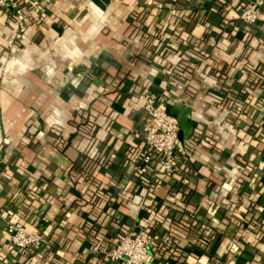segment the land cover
I'll return each instance as SVG.
<instances>
[{
  "label": "crops",
  "instance_id": "1",
  "mask_svg": "<svg viewBox=\"0 0 264 264\" xmlns=\"http://www.w3.org/2000/svg\"><path fill=\"white\" fill-rule=\"evenodd\" d=\"M244 1L48 0L11 46L0 9V264H110L146 225L167 248L146 264H264V16L243 23ZM146 90L183 130V167L150 191ZM9 221L48 245L15 252Z\"/></svg>",
  "mask_w": 264,
  "mask_h": 264
},
{
  "label": "built area",
  "instance_id": "2",
  "mask_svg": "<svg viewBox=\"0 0 264 264\" xmlns=\"http://www.w3.org/2000/svg\"><path fill=\"white\" fill-rule=\"evenodd\" d=\"M48 0H0V9L11 12L15 24L14 37L8 41L11 46L23 33L25 23L33 12L41 11ZM264 0H250L241 4L238 18L246 25H255L261 19ZM163 92L146 90L145 118L142 123V148L133 163V171L140 181L147 180V190H151L158 180L151 175L154 169L164 177L170 176L183 167L184 156L179 148L178 119L169 114L163 106ZM163 177V178H164ZM145 185V184H144ZM146 186V185H145ZM148 191V192H149ZM9 244L15 252L22 254L32 247L41 248L48 245V240L38 231H29L20 221H9L6 225ZM153 246L152 231L147 226L125 229L111 248L104 251L110 264H146ZM238 250L236 244L232 247ZM99 251V250H97Z\"/></svg>",
  "mask_w": 264,
  "mask_h": 264
},
{
  "label": "trees",
  "instance_id": "3",
  "mask_svg": "<svg viewBox=\"0 0 264 264\" xmlns=\"http://www.w3.org/2000/svg\"><path fill=\"white\" fill-rule=\"evenodd\" d=\"M93 1H95L96 3H98V4H101V2H99V0H93ZM248 1H250V0H246V1H244V2H242L241 4H243V3H246V2H248ZM240 4V5H241ZM10 14L12 15V13L10 12ZM262 16H264V7L262 8V10H261V18H262ZM141 183H143V184H145L146 185V187H148V181L147 180H143V181H141ZM194 217L196 218V214H194ZM193 221V220H192ZM202 222H203V224L204 225H207V224H209V223H207V220H202ZM207 223V224H206ZM188 225H189V229H190V231H189V234H188V237L190 236L191 238V241L193 242V243H195L196 244V246H199V247H207L208 246V242L210 241L211 242V240H212V234H214L213 232L211 233V231H209V230H206L205 228H203V229H201L200 228V224H196V222H191V221H189L188 222ZM147 227H148V225H146ZM195 227V228H191V227ZM148 228H150L151 229V227L149 226ZM167 240H170V238L168 237L167 238ZM170 243H172V242H170V241H168V242H165L164 241V245H170ZM163 245V246H164ZM112 247V246H111ZM111 247H109V248H111ZM161 247V245H155V248H152L151 250H150V254H149V261L150 260H152V258H153V256H154V254H158V252H162V250L161 249H167V248H160ZM167 247V246H166Z\"/></svg>",
  "mask_w": 264,
  "mask_h": 264
},
{
  "label": "water",
  "instance_id": "4",
  "mask_svg": "<svg viewBox=\"0 0 264 264\" xmlns=\"http://www.w3.org/2000/svg\"><path fill=\"white\" fill-rule=\"evenodd\" d=\"M182 131H183V130H179V133H178L179 140L182 139V136H183V132H182Z\"/></svg>",
  "mask_w": 264,
  "mask_h": 264
}]
</instances>
